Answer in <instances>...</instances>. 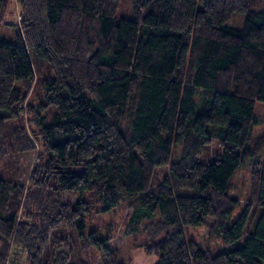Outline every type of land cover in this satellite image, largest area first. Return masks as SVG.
Here are the masks:
<instances>
[{"label": "trees", "instance_id": "1", "mask_svg": "<svg viewBox=\"0 0 264 264\" xmlns=\"http://www.w3.org/2000/svg\"><path fill=\"white\" fill-rule=\"evenodd\" d=\"M124 1L16 0L18 22L7 19L14 0H0V33L18 27L0 38V161L40 144L27 183L17 162L15 173L0 168V264L20 251L26 264H89L74 258L77 244L96 245L99 264H127L111 235L86 231L95 203L126 200V233L147 232L137 245L155 264H264V135L252 134L264 0ZM235 12L241 28L227 23ZM213 140L222 153L200 162ZM245 163L253 197L234 218Z\"/></svg>", "mask_w": 264, "mask_h": 264}, {"label": "rangeland", "instance_id": "2", "mask_svg": "<svg viewBox=\"0 0 264 264\" xmlns=\"http://www.w3.org/2000/svg\"><path fill=\"white\" fill-rule=\"evenodd\" d=\"M130 3V0H125L123 5H130ZM125 14L127 16L130 15L129 13ZM245 18L246 15L244 12H235L227 23L230 26L241 28L245 23ZM7 19L17 20L20 22L19 7L16 0L12 2V7L8 12ZM17 31L18 27L15 25H3L0 38L4 40H13ZM26 105L27 104H24V109H27ZM50 107V109L45 111L48 120L52 119L53 110L56 108L55 106ZM255 115L257 116L258 121L252 126V134L254 136L264 135V101L256 100ZM29 120L30 115L25 112L21 122L25 123L30 135L33 137V132L30 127L31 123ZM35 142V151H24L6 156L0 161V168L4 169L6 172L15 173L16 170L14 164L17 162L19 165V172L16 179L19 182L27 183L34 160L40 150L39 142L37 140H35ZM222 151L223 148L218 141L213 140L198 156V160L204 163L210 162L222 153ZM180 153L181 143L179 141H175L173 145V156L179 157ZM168 171V165H160L156 170L161 178L168 174ZM252 177V167L248 163L242 164L233 176L232 192L240 199V205L234 212V218L241 212L243 205L252 200ZM87 197V195H84L85 199H87ZM62 198L64 200L71 201H77L79 199L77 196L66 191L62 192ZM128 201L129 200H126L121 205L112 207L108 210H102V204L95 203L90 216L87 218L86 231L89 232L92 230H99L105 236L111 235L112 237L109 238L110 245L120 248V253L123 257L122 259L126 261L127 264H155L157 262L158 255L156 253L147 254L143 247L137 245L147 238V232L142 230V232H140L137 236L126 233V224L128 223L129 216L132 213V208L128 205ZM185 233L189 238L196 240H202L204 237L203 227L198 225H187L185 227ZM240 244H242V242H240ZM217 248L218 246L214 244V252L217 251ZM75 249L76 251L73 254L76 260H87L89 261V264H99L101 252L96 245H91L87 250H82L77 244ZM15 250L16 249L14 248L13 251L15 252ZM17 255L18 256L16 258L12 255V263L10 262V264H26L24 252H17Z\"/></svg>", "mask_w": 264, "mask_h": 264}]
</instances>
